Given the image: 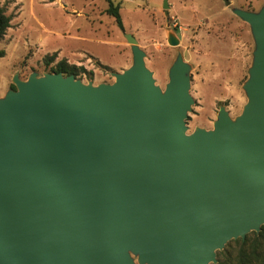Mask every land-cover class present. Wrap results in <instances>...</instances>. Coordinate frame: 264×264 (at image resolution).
Masks as SVG:
<instances>
[{
    "label": "water",
    "instance_id": "water-1",
    "mask_svg": "<svg viewBox=\"0 0 264 264\" xmlns=\"http://www.w3.org/2000/svg\"><path fill=\"white\" fill-rule=\"evenodd\" d=\"M232 12L255 46L247 102L235 119L220 106L211 130L187 134L181 55L162 90L131 34L132 64L112 84L12 77L0 99V264H217L229 241L260 232L264 6Z\"/></svg>",
    "mask_w": 264,
    "mask_h": 264
},
{
    "label": "rangeland",
    "instance_id": "rangeland-1",
    "mask_svg": "<svg viewBox=\"0 0 264 264\" xmlns=\"http://www.w3.org/2000/svg\"><path fill=\"white\" fill-rule=\"evenodd\" d=\"M112 1L123 29L107 14L106 0H0L11 17L0 40V99L15 88V74L21 80L32 73L42 76L61 60L85 70L74 75L84 84H112L111 74L132 64L124 36L131 34L162 90L178 55L189 66L193 104L185 120L187 134L211 130L220 106L231 119L241 114L255 46L248 24L232 10L257 13L264 0ZM171 33L178 39L175 47L167 42ZM53 54L55 60L47 64Z\"/></svg>",
    "mask_w": 264,
    "mask_h": 264
},
{
    "label": "trees",
    "instance_id": "trees-1",
    "mask_svg": "<svg viewBox=\"0 0 264 264\" xmlns=\"http://www.w3.org/2000/svg\"><path fill=\"white\" fill-rule=\"evenodd\" d=\"M107 14L114 17L115 23L120 29H123L119 7L114 5L112 0H106ZM11 17L6 14L5 9L0 6V40L10 27ZM4 51H0V57ZM56 54L47 58V64L55 60ZM51 73H62L64 76L75 75L84 72L83 68L67 65L64 60L58 61ZM217 264H264V225L259 233L251 232L245 239H236L229 241L222 251L217 252Z\"/></svg>",
    "mask_w": 264,
    "mask_h": 264
}]
</instances>
